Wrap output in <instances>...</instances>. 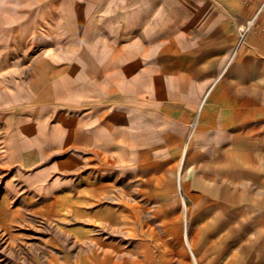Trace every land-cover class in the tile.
Listing matches in <instances>:
<instances>
[{"label": "crops", "instance_id": "crops-1", "mask_svg": "<svg viewBox=\"0 0 264 264\" xmlns=\"http://www.w3.org/2000/svg\"><path fill=\"white\" fill-rule=\"evenodd\" d=\"M146 1L0 0L2 165L36 194L68 185L58 171L105 165L156 211L264 219V0ZM69 45L82 60L52 67ZM93 214L132 237L117 256L96 238L87 264H171L177 243L141 213ZM262 235L250 257H198L206 243L185 242L181 264H264Z\"/></svg>", "mask_w": 264, "mask_h": 264}, {"label": "rangeland", "instance_id": "rangeland-1", "mask_svg": "<svg viewBox=\"0 0 264 264\" xmlns=\"http://www.w3.org/2000/svg\"><path fill=\"white\" fill-rule=\"evenodd\" d=\"M71 18L75 21L74 14ZM142 39L145 38L142 36ZM148 47L144 41L136 48L144 53ZM81 60L76 57L75 46L69 45L67 57H52L50 65L74 67ZM56 118L57 113H53L51 121ZM195 120L189 124L188 138ZM4 155L0 139V207L9 210V213H0V264H87L98 237L110 244L117 256L118 250L114 247L121 248L124 238L132 234L124 232L122 218L117 215L110 230L99 229L93 213L104 210L106 213H141L144 229L155 228L165 242L177 243L178 246L164 247L168 249L164 257L171 264L190 259L185 242L206 243L205 249L195 250L198 257L228 258L236 252L250 257V243L261 241L263 236L264 219L252 218L251 213H222L219 218L221 213H193L194 203L190 202L187 213H168L165 208L156 211V203L142 200L138 186L128 185L123 174L108 172L105 165L58 171L51 178L62 179L68 185L55 192L36 194L17 175V166L2 165ZM62 156L54 154L51 160L57 161ZM178 188L176 182L174 190ZM221 242L238 244V249L219 250L216 247Z\"/></svg>", "mask_w": 264, "mask_h": 264}, {"label": "bare ground", "instance_id": "bare-ground-1", "mask_svg": "<svg viewBox=\"0 0 264 264\" xmlns=\"http://www.w3.org/2000/svg\"><path fill=\"white\" fill-rule=\"evenodd\" d=\"M187 236V235H186ZM187 240V239H186ZM194 256V255H193Z\"/></svg>", "mask_w": 264, "mask_h": 264}]
</instances>
